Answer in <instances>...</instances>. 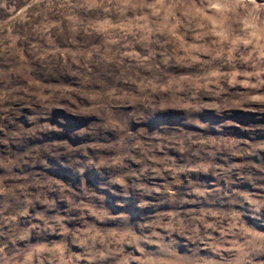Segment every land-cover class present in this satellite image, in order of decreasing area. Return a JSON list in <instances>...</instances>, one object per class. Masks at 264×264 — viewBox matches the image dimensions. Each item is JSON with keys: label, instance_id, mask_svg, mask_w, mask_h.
I'll use <instances>...</instances> for the list:
<instances>
[{"label": "clouds", "instance_id": "1", "mask_svg": "<svg viewBox=\"0 0 264 264\" xmlns=\"http://www.w3.org/2000/svg\"><path fill=\"white\" fill-rule=\"evenodd\" d=\"M0 264H264V0H0Z\"/></svg>", "mask_w": 264, "mask_h": 264}, {"label": "rangeland", "instance_id": "2", "mask_svg": "<svg viewBox=\"0 0 264 264\" xmlns=\"http://www.w3.org/2000/svg\"><path fill=\"white\" fill-rule=\"evenodd\" d=\"M239 119H243L246 122H254L255 121V117L253 116H242V117H238ZM71 126V125H70Z\"/></svg>", "mask_w": 264, "mask_h": 264}]
</instances>
